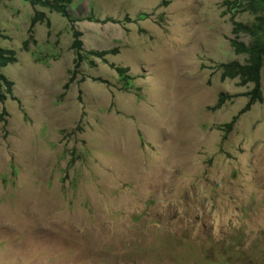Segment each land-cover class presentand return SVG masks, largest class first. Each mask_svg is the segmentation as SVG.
<instances>
[{
	"label": "rangeland",
	"instance_id": "obj_1",
	"mask_svg": "<svg viewBox=\"0 0 264 264\" xmlns=\"http://www.w3.org/2000/svg\"><path fill=\"white\" fill-rule=\"evenodd\" d=\"M225 9L74 0L84 48L118 53L71 82L72 24L2 0L0 44L17 61L2 69L14 100L0 104V264H264V102L216 69L246 61L232 40L251 42ZM37 11L49 22L31 28Z\"/></svg>",
	"mask_w": 264,
	"mask_h": 264
},
{
	"label": "trees",
	"instance_id": "obj_2",
	"mask_svg": "<svg viewBox=\"0 0 264 264\" xmlns=\"http://www.w3.org/2000/svg\"><path fill=\"white\" fill-rule=\"evenodd\" d=\"M23 2L29 3L33 7H42L47 9L50 13H55L62 18L66 19L70 25L71 35L73 38L71 48L75 51L76 57L74 60L76 70L72 72L74 76L71 80L73 82L77 74L80 73L79 69L83 67L84 64L89 66H96V59L101 60L105 64H109L107 57L114 56L118 53L117 49L111 51H98V50H86L84 48V43L82 34L78 31L74 23L78 20L74 19L70 15V9L73 8L74 0H21ZM2 0H0L1 4ZM223 7L226 14L231 15V21L233 24V34L237 37L240 32H245L250 38L251 42L249 45L245 43H240L237 39L232 40V48L238 55H246L247 59L244 63L239 61H232L228 63L218 64L216 69L221 72V79H238L241 86L254 85L253 91L249 92L248 95L251 97L252 102L259 100L264 102L263 93L261 90V78L264 73V0H223ZM248 12L255 16V22L246 25L237 22L235 17L237 14ZM147 15H139V19L143 20ZM92 17H88L86 20L91 21ZM49 20L46 17L45 12L37 11L32 18L31 28L36 23H46ZM32 30V29H31ZM5 38L0 27V42ZM17 61L16 52L2 47L0 44V104L4 103L8 99L14 100L13 90L14 82L11 81L2 73V69L14 64ZM110 67L115 71L117 80L120 82L122 88L125 90L133 91L135 86L136 77L130 73L128 67L116 66L111 64ZM100 82H105L101 79H96ZM70 84H67L66 89ZM233 97H228L227 95H221L218 100L217 105L213 109H219L225 100L231 99ZM250 105L244 109L247 110ZM3 115H7L6 112ZM0 116V119L3 118ZM236 118L227 124L220 126V130L225 134L232 130L233 124Z\"/></svg>",
	"mask_w": 264,
	"mask_h": 264
}]
</instances>
